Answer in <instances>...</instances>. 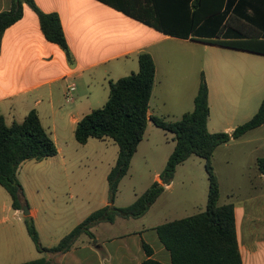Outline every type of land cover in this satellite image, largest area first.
Returning <instances> with one entry per match:
<instances>
[{
	"label": "crops",
	"instance_id": "1",
	"mask_svg": "<svg viewBox=\"0 0 264 264\" xmlns=\"http://www.w3.org/2000/svg\"><path fill=\"white\" fill-rule=\"evenodd\" d=\"M14 2L15 0H0V13L10 11ZM34 2L42 13L59 16L71 58H68L59 45L45 38L39 15L24 5L22 19L4 32L0 43V117L4 118L7 125H11L24 121L31 111H37L44 128L55 140L57 156L62 152L61 144L63 145L64 141L66 145H73L75 130L80 120L107 103L110 83L139 71L138 56L141 53L150 54L156 65L155 86L148 115L161 117L167 121H178L184 114L194 109V100L202 76L205 77L202 65L198 61V46L238 53L233 57L239 60L245 56L244 54L264 57L205 42L216 37H211L214 35L212 33L203 32L202 24L187 35L183 24L189 21L187 17L189 9L193 11L192 1L189 3V0H166L162 4L160 2L162 10L160 18L158 17L159 27L155 26L157 18L151 0H34ZM123 3L148 10V15L151 16H148V20L154 24L150 25L130 16L115 6ZM161 23L177 32L173 34L164 32ZM220 39L232 40L235 36L224 31ZM179 50L185 51V54L189 52L191 58L189 69L183 67L181 71V64L172 61V51ZM231 70V75L224 74L223 66L218 62L213 67V74L218 77L221 85L233 88L245 83L251 76L249 63L233 64ZM71 84L76 85V91L73 95L74 100L68 102L66 92ZM208 87L209 129L213 95L210 85ZM150 124L152 122H149L148 128ZM91 140L82 146H88ZM106 141L112 142L115 146L111 139H105L104 142ZM117 152L119 155V147ZM27 162L23 163L19 170ZM116 162L117 160L104 167L106 181ZM160 176L161 174L156 176L154 183L164 185ZM58 178L52 176L47 182L60 183ZM259 179L263 181L264 175L259 174ZM61 181L65 185V190L61 193L54 192L52 196L44 193L45 206L41 209H30L41 243L47 248L58 245L64 236L96 211L90 204L93 194L90 184L80 176H73L71 179L67 176ZM172 186L173 182L166 185L164 193ZM258 191L260 190L256 192ZM65 193L69 195L68 204L63 199ZM160 198L144 217L136 220H144ZM109 205L115 206V203L111 204L109 195L106 194L102 197V208ZM14 211L15 215H22L20 211ZM235 216L243 264H264V193L251 198L244 207L235 206ZM118 221L124 219H118L113 224L96 225L92 229L94 238L82 236L76 246L64 255L39 253L36 247L34 253L22 228L19 238H12L10 234H13V229L3 228L0 230L3 237L1 244L6 251L4 256L8 258L5 263L23 264L46 257L50 264H141L149 258L144 249L146 243L153 251L151 258L163 264H171V255L155 230L162 224L140 223L125 232L110 233Z\"/></svg>",
	"mask_w": 264,
	"mask_h": 264
},
{
	"label": "trees",
	"instance_id": "2",
	"mask_svg": "<svg viewBox=\"0 0 264 264\" xmlns=\"http://www.w3.org/2000/svg\"><path fill=\"white\" fill-rule=\"evenodd\" d=\"M164 1L166 0H151L156 12L157 27L162 10L160 2L162 4ZM191 1L193 11L189 9V21L183 24L187 35L202 24L203 32L212 33L214 35L211 37H216L205 42L264 55V0H239L238 3L237 0H189V3ZM24 5L39 15L45 38L59 45L70 59L71 52L59 16L42 13L34 0H15L10 11L0 13V43L4 32L22 19ZM115 6L130 16L150 25L154 24L148 20V16H151L144 8L126 3ZM162 27L168 34L177 32L166 27L165 23ZM224 31L235 36V39L221 40L220 36ZM138 62L137 73L110 83L107 103L80 120L75 130V139L80 145L87 144L91 139H111L119 147L116 165L107 178L110 203L114 204L120 183L128 174L132 159L145 138L149 122H152L158 128L172 133L176 142L160 176L164 185L155 182L128 207L109 205L96 210L52 248L42 245L35 221L30 215L24 219L29 237L39 253L64 255L76 246L82 236L94 238L92 229L98 224H113L118 219L142 218L162 196L165 186L173 182L177 167L191 156H197L205 161L209 176V202L206 210L162 224L155 230L171 255V264H243L235 206L232 203L219 205L221 191L212 160L219 146L239 140L264 125V100L253 118L238 126L234 132L212 133L208 129L209 87L202 76L192 112L184 114L178 121L149 117L156 65L148 53H141ZM57 154L55 140L44 128L37 111H31L24 121L11 125H7L4 118L0 117V186L10 195L14 210L22 211L28 206L24 189L18 179L21 165L26 161L42 162ZM257 167L264 175V157L257 160ZM144 249L149 258L141 264H163L151 258L153 251L146 243ZM23 264H50V260L43 257Z\"/></svg>",
	"mask_w": 264,
	"mask_h": 264
},
{
	"label": "rangeland",
	"instance_id": "3",
	"mask_svg": "<svg viewBox=\"0 0 264 264\" xmlns=\"http://www.w3.org/2000/svg\"><path fill=\"white\" fill-rule=\"evenodd\" d=\"M236 54L238 53L224 49L198 46V61L202 65L206 82L208 86L210 85L213 95L210 132L234 131L253 118L264 100V57L244 54L245 56L239 60L233 57ZM171 59L176 64H181V71L183 67L190 68L189 52L185 54L183 50L172 51ZM218 62L223 66L224 74L230 75L233 64L249 63L251 76L245 83L234 88L221 85L218 77L213 74V67ZM175 145L172 133L158 128L153 123L150 124L132 159L128 174L120 183L114 200L116 207L125 208L132 205L153 185L156 176L163 173ZM61 146L62 152L58 156L42 162L28 161L19 170L18 179L24 189L29 209L44 207L46 202H43L45 201L43 196L46 193L52 196L54 192L61 193L65 190L61 180L67 176H70V179L73 176H80L90 184L93 189L91 208L96 210L102 208V197L109 195L104 167L117 160L118 146L109 141L96 139H92L88 146L78 144L75 139L73 145H66L64 141ZM263 157L264 125L239 140H233L216 149L212 162L221 191L219 205L232 203L234 206L244 207L251 198L264 193V180L259 179L261 173L257 167V160ZM52 176L59 177L57 180H60V183L55 181L48 184L47 180ZM209 187L205 161L197 156H191L177 167L172 188L164 193L144 220L118 221L110 233L125 232L140 223L164 224L204 212L209 202ZM257 190L260 191L256 192ZM63 197L68 204L69 195L65 193ZM24 219L23 214L15 215L10 195L0 186V230L11 228L12 238H19L22 228L36 253ZM2 239L0 233V264H10L5 263L8 258L4 256L6 251L1 244Z\"/></svg>",
	"mask_w": 264,
	"mask_h": 264
},
{
	"label": "built area",
	"instance_id": "4",
	"mask_svg": "<svg viewBox=\"0 0 264 264\" xmlns=\"http://www.w3.org/2000/svg\"><path fill=\"white\" fill-rule=\"evenodd\" d=\"M76 91V85L75 84H71L70 86H68L67 92H66V100L68 102H72L74 100V92ZM20 213V212H19ZM23 214V213H21ZM19 215V214H17Z\"/></svg>",
	"mask_w": 264,
	"mask_h": 264
},
{
	"label": "water",
	"instance_id": "5",
	"mask_svg": "<svg viewBox=\"0 0 264 264\" xmlns=\"http://www.w3.org/2000/svg\"><path fill=\"white\" fill-rule=\"evenodd\" d=\"M16 1H18V0H16ZM22 213H23L24 217L30 216V209H29V207L28 206H25L23 208V210H22Z\"/></svg>",
	"mask_w": 264,
	"mask_h": 264
}]
</instances>
